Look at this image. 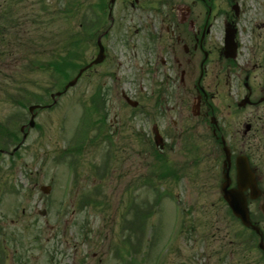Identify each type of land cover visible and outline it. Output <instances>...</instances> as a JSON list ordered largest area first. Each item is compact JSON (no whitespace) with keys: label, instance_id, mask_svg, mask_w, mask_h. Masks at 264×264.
I'll use <instances>...</instances> for the list:
<instances>
[{"label":"flooded vegetation","instance_id":"obj_1","mask_svg":"<svg viewBox=\"0 0 264 264\" xmlns=\"http://www.w3.org/2000/svg\"><path fill=\"white\" fill-rule=\"evenodd\" d=\"M14 3L21 5L19 0H0V81L7 79L11 85L14 74L24 71L29 75L46 68V60L31 62L28 51L24 56L30 62L23 71H15L19 58L13 34L29 15ZM104 11L107 28L100 36L106 40L105 59L98 73L107 74L110 82L119 78L112 74H131L137 100L136 118H127V114L118 118L113 113L111 133L122 136L126 144L125 127L135 123L140 134L136 129L129 137L154 144L156 184L172 188L196 182L202 189H218L217 201L226 222L239 225L240 221L223 198V186L227 182L226 191H241L249 219L260 231L243 229L240 240L249 253L256 250L259 264H264V251L258 248L260 242L264 245V0H107ZM78 41L77 31L71 41L74 74L80 70ZM116 46L118 53L114 52ZM94 48V43L89 45V51ZM41 49L40 55L50 51V63L61 64V57L51 48ZM89 70L82 74H96ZM126 83L128 87L119 88L122 99L126 89L132 90L131 83ZM113 85L106 92L111 93ZM31 89L21 86L17 93L13 85L12 107L24 110L25 103L38 100L40 103L34 104L37 118L55 102L45 104V87ZM28 121L25 114L15 111L0 119L7 130L0 153L5 154L7 141L13 140L9 127L15 123L24 127ZM142 125L146 126L145 134ZM238 158L246 160L253 184L237 185ZM206 165L209 183L205 181ZM13 242L2 233L0 264L27 263V248L12 246ZM43 248H36V255ZM58 251L56 246L45 248L46 264H56V256L62 255Z\"/></svg>","mask_w":264,"mask_h":264},{"label":"rangeland","instance_id":"obj_2","mask_svg":"<svg viewBox=\"0 0 264 264\" xmlns=\"http://www.w3.org/2000/svg\"><path fill=\"white\" fill-rule=\"evenodd\" d=\"M19 1L21 5L14 3V6L26 12L29 20L21 22L22 28L13 34L12 43L19 58L15 71H23L27 62L37 60H46V68L35 69L29 75L24 71L14 74L13 85L17 93L21 86L32 89L52 86L54 74L48 66L50 51L47 50L51 48L60 57L77 31L81 38L80 25L90 23L91 4L98 0H78L74 15L60 12L68 0ZM105 41L102 38V45ZM94 42L90 40L91 44ZM41 47L46 49V55H40ZM118 48L116 46L115 53ZM28 51L32 55L30 61L24 56ZM95 54L96 48L86 51L84 63L90 62ZM102 70L103 66L91 67L89 71L96 74H83L74 88L60 97L55 96L56 108L37 116L39 128L29 130L16 157L1 156L0 238L5 233L11 242L14 241L12 246L26 247V264H46L45 248L55 246L62 253L56 256V264H124L123 261L125 264H259L257 251L249 253L241 240L233 237L240 227L224 221L217 201L218 189H202L196 182L188 187L168 186L170 189L160 198L156 209V189L143 186L151 173V156L148 154L151 144L129 137L140 134L141 129L135 123L133 127H125L126 144L122 136L118 138L113 134L116 137L112 141L114 146L97 141L83 152L81 158L73 156L59 161L60 151L73 144L74 131L93 91L103 90L101 103L105 108V112L95 116L94 120L105 114L109 122L114 112L118 118L126 114L127 118H136L135 108L127 106L119 92L122 85L129 86L126 82H132V75L112 74L119 78L110 82L107 74H99ZM133 82L132 90L126 89L125 95L131 92L128 96L137 101ZM110 84H114L112 88L115 89L108 93ZM13 85L7 79L0 81V119L12 116L14 111L19 112L12 107ZM145 129L142 125L143 134ZM106 163H110V170L102 180L99 168ZM70 164L76 166L78 179L68 192L65 183H70V178L66 179L72 174L68 170ZM95 167H98L97 173L93 170ZM205 170V181L209 183L208 165ZM41 186L51 187L48 195L40 191ZM207 186L211 187V184ZM169 192L174 200L166 197ZM88 197L92 201L84 206L82 200ZM60 199L64 206L62 217L56 214ZM134 207L138 216L143 209L153 211L147 215L145 224L140 221L141 215L139 221L135 220ZM42 210L44 216L39 214ZM182 223L185 227L179 231ZM190 227L193 230L189 235L184 231ZM36 248H43L38 255ZM120 249L130 254L124 252L123 261H114L112 258Z\"/></svg>","mask_w":264,"mask_h":264},{"label":"water","instance_id":"obj_3","mask_svg":"<svg viewBox=\"0 0 264 264\" xmlns=\"http://www.w3.org/2000/svg\"><path fill=\"white\" fill-rule=\"evenodd\" d=\"M102 60L101 53L98 56L97 60H95L93 63L96 64ZM72 85V84H70ZM247 165L242 164L241 162L238 163V183L241 184L245 182L247 174L249 172L247 171ZM225 192V191H224ZM224 199L228 202V205L231 207L233 213L236 217H238L244 226H250V223L248 221V215L246 210V204L245 202H239L237 203L232 195L230 193L224 194Z\"/></svg>","mask_w":264,"mask_h":264}]
</instances>
